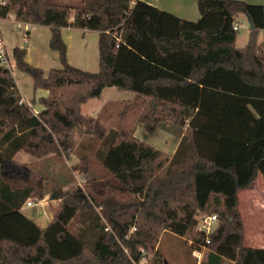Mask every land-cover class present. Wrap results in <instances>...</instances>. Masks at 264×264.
<instances>
[{
    "label": "trees",
    "instance_id": "1",
    "mask_svg": "<svg viewBox=\"0 0 264 264\" xmlns=\"http://www.w3.org/2000/svg\"><path fill=\"white\" fill-rule=\"evenodd\" d=\"M197 5L200 17L190 20L145 0H7L1 16L50 27L61 66L46 73L25 59V47H13L34 89L49 92L34 112L11 68L0 64V264H137L148 253L157 264L169 231L190 240L192 251L207 247L232 264H264V248L245 246L239 197L258 174L264 178V3ZM241 14L250 29L239 48L234 25ZM68 26L99 32L98 71L69 62L61 33ZM110 86L135 93L140 105L133 122L117 129L82 112ZM165 121L185 127L172 154L135 135L137 122L155 134ZM75 131L106 145L103 177L87 176L91 156L84 153L78 166L88 185L50 193L61 204L42 227L22 207L45 197L43 180L15 155L69 151ZM215 195L217 225L207 234L198 216Z\"/></svg>",
    "mask_w": 264,
    "mask_h": 264
},
{
    "label": "rangeland",
    "instance_id": "2",
    "mask_svg": "<svg viewBox=\"0 0 264 264\" xmlns=\"http://www.w3.org/2000/svg\"><path fill=\"white\" fill-rule=\"evenodd\" d=\"M52 1L67 3L73 6L81 3V0ZM9 22H12L8 24L7 27L11 28V32L9 31V36L11 35L12 38L9 37L7 44L10 54L12 53V44L20 43L22 45H26L27 47L30 46V54L27 55V60L29 63H33V65L35 64V66H39L41 68L42 66L46 68H52L54 66L58 67V63L61 65L59 52L52 50L49 46L50 38L48 36L50 34L47 35L46 32V28L50 29L49 26L40 24L32 25L30 27L32 38L28 42L29 44H26L23 38L24 26L17 28L18 22L15 20ZM235 25H238L236 46L242 48L248 42L250 23L246 16L241 14L236 18ZM263 31L264 30H262L259 37L260 41L263 40ZM82 32L83 31L75 29V32H73L69 38L64 40L70 47L71 55L73 56L72 59L80 58L86 55L88 58H86V60L89 64V68H84V70L96 72L100 68L99 33L95 30L88 31L86 33V42L83 43ZM26 34L27 32H25V36ZM82 44L84 45L81 47ZM11 63V70L13 75H15L14 77H16L18 80L21 93L24 97L23 100L25 103L29 104L32 110L35 112L34 109H36V107L39 105L42 107V104L39 102V104L35 106L34 103L32 104L29 100V97H32L34 94L33 78L30 74L20 70L16 66L13 58L11 59ZM76 66L80 65L77 64ZM38 91H41L45 94V90L43 89L37 90V92ZM133 95V92L125 91L115 86L106 87L103 90L101 96L91 98L84 103L82 106V112L88 117H92L95 121L101 122L107 129H117L119 128L120 124L132 123L135 117L134 115H136L140 109L139 103L137 101L134 103ZM127 105L130 107L125 111V107ZM138 123L140 122H137L135 125V135L150 144H153V139L156 145L162 143L166 138L165 136H167V132L169 134L172 133L180 138L185 131V127L174 124L171 121H165L161 123V131L157 132L156 134H150L146 129L144 130V128L142 129L139 126L137 127ZM72 140V149L60 154L49 153L47 155L37 157L27 151H20L16 157L17 160L27 163L29 169L41 176L43 180V190L45 194L44 201L31 198L33 201V206H25L22 209L26 215L33 217L35 215L36 222L40 226H46L49 223L51 217L61 203L57 199L49 198L50 193L58 189L67 190L75 183L81 184L83 186L88 185L86 181L87 177L85 176L84 171H82L78 166L81 161V156L84 153H87L89 156H91V167L87 176L89 178L99 179L103 177L104 171L102 169L101 163L99 162L101 151H104L106 147V145L103 144V141L94 134H81L77 131L73 133ZM53 164L58 167L56 170ZM253 183L254 184L250 187L240 190V206L246 211V216H248L249 220V226L251 225L252 228L254 226H260L262 228V232H264L263 176L258 174ZM214 197L213 203L208 206L207 210L203 212L202 215L217 213L216 204L217 202H220V198L217 197V195ZM34 212L35 214L33 215ZM75 223L76 226L81 227L80 222L76 221ZM95 237V233L87 234L86 242L91 245ZM190 245L191 241L185 237L176 235L170 231L163 233L158 243L163 258L159 259L157 264H208L209 262L214 263L217 261V259L215 260L214 257L209 258L208 260V256H205L204 259H201V263H199L201 255H195L196 253L192 251ZM151 256L152 253H148L147 257L142 259V261L137 264H152L150 261ZM216 258H218V256Z\"/></svg>",
    "mask_w": 264,
    "mask_h": 264
},
{
    "label": "crops",
    "instance_id": "3",
    "mask_svg": "<svg viewBox=\"0 0 264 264\" xmlns=\"http://www.w3.org/2000/svg\"><path fill=\"white\" fill-rule=\"evenodd\" d=\"M161 9H164V10H167V11H170L172 13H175L177 14L178 16L180 17H183V18H186V19H190V20H197V18L200 17V11L198 9V5H197V0H145ZM247 2H250V3H257V4H262L264 3V0H245ZM247 18V17H246ZM248 19V18H247ZM12 20H15L16 22H18V25H17V28H21L22 26H24V41L26 44H29L28 42L30 41V39L32 38V33H31V29L30 27L32 25H36V24H30V23H24V22H19L15 19L14 15L13 14H9L8 16L4 17L1 22H0V26H1V30L3 32V35H4V39H5V42H6V45L8 44V40H9V37H11V35L9 36V31L11 32V28H7L8 27V24L12 23V22H9V21H12ZM249 21V20H248ZM72 29V30H70ZM75 29H78L80 31H83L82 32V42L85 43L86 42V37H87V32L88 31H91L92 29H86V28H78V27H62L61 29V33L64 37V39L66 38H69V36H71V34L73 32H75ZM66 31V32H65ZM97 31V30H95ZM25 32H27L26 36H25ZM46 32H47V35H49L48 37L51 38V35H52V31L48 28H46ZM262 32V31H261ZM260 32V34H261ZM99 33V32H98ZM264 33V31H263ZM66 34V35H65ZM260 34H259V37H260ZM12 38V37H11ZM29 38V39H28ZM260 39V38H259ZM263 40H264V34H263ZM84 44L81 45V47L83 46ZM15 46H20V47H25L26 48V56H25V59L27 60V55L30 54V46L27 47L26 45H22L20 43H14L12 44V49L13 47ZM68 46V59H69V62L73 65H80V66H77V67H80V68H89V64L86 60V55L83 56V57H80V58H74L72 59V55H71V50H70V47L69 45L67 44ZM14 59V58H13ZM31 59V58H30ZM88 59V58H87ZM28 61V60H27ZM15 62V61H14ZM33 64V63H32ZM35 65V64H34ZM75 65V66H76ZM61 66L59 65L58 63V67ZM54 67H57V66H54ZM52 67V68H54ZM42 68L45 70L46 73H48V71L51 69V68H46V67H43ZM15 76V75H13ZM15 80H16V83H17V86L19 88V91L21 93V88H20V85L18 83V80L16 79V77H14ZM42 88H39L37 90H40ZM37 90L34 89V94L32 97H29L31 103L35 106H37L39 104V101L38 99L42 96H47L48 95V91L46 89H43L45 90V94L43 92H37ZM126 91V90H125ZM102 94V93H101ZM21 96H22V99H24L22 93H21ZM101 96V95H100ZM135 96V93L133 95V97ZM26 100V99H25ZM24 101V100H23ZM30 103V104H31ZM84 104H82L83 106ZM43 108V105L41 107V105L37 106L35 110L36 111H39ZM141 127L142 129L144 128L143 124L142 123H138L137 127ZM143 126V127H142ZM145 130V128H144ZM162 130V125H160L156 131L159 132ZM155 133V134H156ZM147 135V133H146ZM167 136H165V140L160 143L159 145H156V143L154 142V139L152 140V145H155L156 147L164 150L165 152L167 153H174L178 147V144L180 142V138H178L176 135L174 134H169L167 132L166 134ZM20 151H25V150H20ZM20 151H18L15 155V158L17 157V155L20 153ZM19 161V160H18ZM21 162V161H19ZM22 163H25V162H22ZM27 164V163H26ZM55 170L58 168L55 164H53ZM254 184V183H253ZM252 184V185H253ZM31 200V199H29ZM32 201V200H31ZM42 201H44V198L42 199ZM27 202V201H26ZM25 202V204L23 205L22 209L25 207V206H28L27 203ZM33 202V201H32ZM61 204V203H60ZM33 206V205H32ZM60 207V205H59ZM58 207V208H59ZM241 211H242V214H243V218H244V223H245V246H248V247H259V248H264V232H262V228L260 226H254L253 228L251 227V225L249 226V220H248V216H246V211L241 207ZM23 212V211H22ZM56 212V211H55ZM24 213V212H23ZM35 214V212L33 213V215ZM54 215V214H53ZM29 216V215H27ZM31 217L35 222H36V218H35V215L34 217L33 216H29ZM53 217V216H52ZM51 217V219H52ZM50 219V221H51ZM49 221V222H50ZM37 223V222H36ZM38 224V223H37ZM48 225V224H47ZM46 225V226H47ZM42 227H45V226H42ZM250 230V232H249ZM203 248V249H202ZM201 249H197L198 250V253H196L195 255H201V258L199 260V263H201L200 261H202L201 259L205 256H208V260L209 258H213L217 261H215L214 263H209L208 264H232V262L228 259H224V258H221L220 256H218L217 254L213 253L210 249H208L207 247H202ZM196 250V249H194ZM193 250V251H194ZM212 253V254H211ZM214 254V255H213ZM218 256V258H216Z\"/></svg>",
    "mask_w": 264,
    "mask_h": 264
},
{
    "label": "built area",
    "instance_id": "4",
    "mask_svg": "<svg viewBox=\"0 0 264 264\" xmlns=\"http://www.w3.org/2000/svg\"><path fill=\"white\" fill-rule=\"evenodd\" d=\"M7 3V0H0V10L5 6ZM4 17L0 15V22ZM234 28H238V25H234ZM13 58V54L9 53L8 47L6 45L3 32L1 30L0 26V64L3 66H7L11 68L12 63L11 59ZM28 206H32L33 202L31 200H28L27 202ZM199 224L198 229L206 232L207 234L214 231L216 225H217V213L210 214V215H202L199 216ZM135 226L131 229V231L135 230ZM128 237V235H126ZM195 253H198V250H194Z\"/></svg>",
    "mask_w": 264,
    "mask_h": 264
}]
</instances>
